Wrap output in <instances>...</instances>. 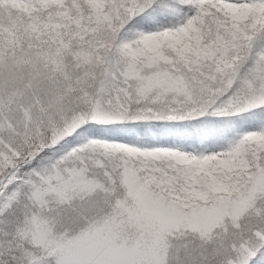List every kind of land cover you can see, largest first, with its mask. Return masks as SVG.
<instances>
[{
	"label": "snow or ice",
	"instance_id": "6c2138e0",
	"mask_svg": "<svg viewBox=\"0 0 264 264\" xmlns=\"http://www.w3.org/2000/svg\"><path fill=\"white\" fill-rule=\"evenodd\" d=\"M0 264H264V0H0Z\"/></svg>",
	"mask_w": 264,
	"mask_h": 264
},
{
	"label": "rangeland",
	"instance_id": "374dc122",
	"mask_svg": "<svg viewBox=\"0 0 264 264\" xmlns=\"http://www.w3.org/2000/svg\"><path fill=\"white\" fill-rule=\"evenodd\" d=\"M99 194L91 196L87 193H76L64 201L52 205L51 212L38 215L36 229L38 234L55 231L58 234L76 236L87 230L98 216L96 201Z\"/></svg>",
	"mask_w": 264,
	"mask_h": 264
},
{
	"label": "trees",
	"instance_id": "16d2710c",
	"mask_svg": "<svg viewBox=\"0 0 264 264\" xmlns=\"http://www.w3.org/2000/svg\"><path fill=\"white\" fill-rule=\"evenodd\" d=\"M5 220H6V223H5L4 227L9 233H11L13 230V227L16 225L17 221L10 220L7 217L5 218Z\"/></svg>",
	"mask_w": 264,
	"mask_h": 264
}]
</instances>
